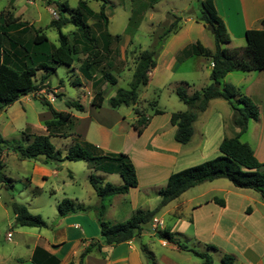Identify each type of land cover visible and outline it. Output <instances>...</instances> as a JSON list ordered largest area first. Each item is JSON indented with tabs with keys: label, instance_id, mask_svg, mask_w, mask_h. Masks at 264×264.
Returning a JSON list of instances; mask_svg holds the SVG:
<instances>
[{
	"label": "crops",
	"instance_id": "crops-1",
	"mask_svg": "<svg viewBox=\"0 0 264 264\" xmlns=\"http://www.w3.org/2000/svg\"><path fill=\"white\" fill-rule=\"evenodd\" d=\"M213 3L230 37L228 48L244 46L245 31L262 27L264 0H213ZM171 11L175 12V10ZM204 29V24L196 21L194 15L180 16L177 29L166 35L160 42L155 59L156 64L149 72L147 84L159 71L167 73L168 79H172L170 85L173 86V91L177 85L182 83L189 88V82L194 87L192 92L205 87L210 82L209 73L212 62L202 56H184L181 53L183 48L196 41L213 49L214 41L213 43L208 42L202 32ZM191 30H194L197 35L189 39ZM119 60L120 62L127 61L124 51H121ZM185 61H189V67L178 70L179 64ZM174 71L178 72L177 76L173 75ZM183 73H189V75L186 76ZM222 80L223 82H221ZM164 81L155 82V87H165L168 80ZM225 83L237 87L258 108L257 119H249L247 128L240 134V137L248 134L246 140L242 142L249 144L255 158L262 164L261 169H264V74L259 70L230 71L220 80V85ZM90 100L88 99L89 107L82 104V111L75 110L78 114L74 115L70 112L71 116L77 120V125L75 133L71 132V136H68L71 140L66 148L73 143L74 139H80L92 143L105 153H126L134 164L138 180L136 187L129 189L124 194H117L108 201L103 219L110 222H122L138 208L151 210L156 207L160 201L158 190L166 184L171 173L181 169L177 168V165L183 169L186 167L181 166L184 165L183 162L190 163L193 161L192 156L202 158L198 163L216 156L219 153L218 146L221 140L224 137L233 136L237 132V128L231 120L233 110L227 101L221 98L211 99L206 109L198 113L192 124L193 133L185 144L177 143L173 139L174 126L170 123L169 118L170 113L174 111L168 113L163 110L161 114H148V120L145 125L140 127L141 132L138 134L133 126L130 132L125 131L121 125L124 116L118 112V107L112 108L115 110L106 109L103 107V102L100 107H94ZM51 101L49 100V103ZM199 114H204L205 117L201 120L197 130L196 121ZM44 131L46 133L45 126ZM196 132L199 141L194 145H189L187 149L183 147L181 150V146L189 144ZM53 137L58 136H51L50 139ZM205 153L206 155H204ZM4 155L5 150L0 156L2 161ZM15 156L18 155L15 153ZM208 156L209 158H207ZM20 160L29 161L31 164L30 178H26V182L29 185L40 186L32 189L33 195L39 193L40 189H44L51 179L57 180L58 176L60 177L59 173L64 168L69 169L68 160L47 161L42 156L36 159ZM85 164L88 175L95 173L103 177V183L110 182L116 185L122 183L118 174L95 170L89 167L86 161ZM67 176L75 182V173L72 169L69 170ZM114 176L116 182L111 180ZM11 181L12 187H14V180L11 179ZM211 181H208L210 183L198 192L191 191L197 185L187 189L163 206L164 210L159 217L158 213L153 217L161 219L164 214L170 210L173 211L174 220L171 226H168V223L164 221L163 228L179 233L180 241L183 240V233L190 230L194 238L193 242L183 243L197 251H208L211 256L215 253L220 258L223 254L231 255L233 257L232 264H264V199L259 193V195H254L243 191L250 189L233 186L230 181L225 184L211 183ZM64 184L66 183L61 181L60 185ZM29 185L25 188H30ZM60 185L55 186L50 183L49 192L54 193L56 190L62 189ZM0 188L4 192L12 191V188L8 189L2 183H0ZM38 188H40L39 192ZM218 193H222L221 197L217 196ZM9 196H12L11 193ZM68 197L70 198L67 199L71 200L74 208L70 213L64 216L58 214L57 204L63 198L56 202L50 201L48 202V212L41 214L44 215L42 217L45 219L46 227L17 225L15 238L12 239L10 233H7L5 238H0V264H34L32 258L36 248L54 256L58 264L77 262L84 247L92 243H99L100 248L93 247L84 256L83 264H148L140 249V244L146 245L152 252L156 264H202V259L191 251L179 249L174 243L158 238L151 230V223H149V229H146L147 232L143 230L139 235L127 241L116 244L103 243L96 213L91 208L99 202L94 190L92 189L91 193L85 195L81 190L75 192L74 189L72 196ZM214 197L221 198L224 204L221 206L215 203ZM8 201L9 199L3 200L0 193V213L2 211L5 214L7 208L10 209ZM250 203H253L254 207L251 208ZM120 205L123 206V209H119ZM119 213L121 216L118 220L115 215ZM25 227L29 229H24ZM186 239L191 238L189 236ZM213 243L218 247L217 250H207L206 245ZM38 259L40 263H44L46 257L38 253Z\"/></svg>",
	"mask_w": 264,
	"mask_h": 264
},
{
	"label": "trees",
	"instance_id": "trees-1",
	"mask_svg": "<svg viewBox=\"0 0 264 264\" xmlns=\"http://www.w3.org/2000/svg\"><path fill=\"white\" fill-rule=\"evenodd\" d=\"M56 4L58 18L50 21V25L58 32V44H53L46 34L30 24L13 16L9 11L0 13V109L17 101L20 97L40 91L43 82L49 77L55 66L65 65L72 67L78 63V69L85 79H92L95 72H99V78L114 85L116 77L112 75L105 63L109 53L110 39H119V35H110L106 30L100 31L96 37L88 21L90 19L98 22L99 27H104L108 22L105 14L106 0L100 5L99 11L94 12L85 0H79L75 8H70L65 1ZM50 1V2H51ZM132 13L129 23L133 18H141L142 10L156 0H131ZM200 11L194 15L196 21L204 25L210 24L213 31L210 32L214 46L209 49L199 41L192 43L181 51L184 56H202L212 62L209 73L210 82L201 90H195L188 94L185 84L175 87L174 93L178 99L186 105L182 111L170 113L169 121L174 126L173 139L175 142L185 144L189 141L192 133V124L199 112L206 109L208 102L214 98H221L228 102L233 110L232 124L237 128L235 135L224 137L219 146V153L209 159L192 166L185 167L171 173L164 187L158 190L160 201L155 209H136L129 218L122 222H110L103 219V213L109 201L117 194H124L138 184L137 175L133 162L128 154L123 152L105 153L97 146L84 140L74 139L64 152L56 149L50 142L51 136H71L67 132L72 116L68 111L55 110L49 101L39 98L40 102L47 106L51 117L44 120L45 134H32L26 137L25 144L15 143L6 146L0 136V156L5 149H12L20 159H36L40 156L47 161L60 162L86 161L89 167L106 173H116L120 176L122 183L119 185L110 182L103 183L94 173L88 175V182L99 198L97 205L91 207L96 213L99 223L100 236L105 244H116L127 241L139 235L149 223L158 209L165 206L171 200L177 198L187 189L205 181L216 178H225L237 188L256 191L264 199V169L262 164L255 158L253 150L246 142L239 140L247 128L249 119H257L258 108L252 100L242 94L233 84L220 85V80L230 71L259 70L264 74V17L261 20V28L247 29L245 31V45L242 47L228 48L223 46L230 41L222 18L218 15L213 0H199ZM135 16V17H134ZM180 17L175 15L172 22L156 36V42L160 43L170 32L177 29ZM136 22V21H135ZM134 22V23H135ZM72 24L75 29L71 37L62 33L61 28ZM157 46V44H156ZM159 46V45H158ZM143 49L136 55L135 66L129 88H118L114 95L108 99L111 108L121 105L133 106L137 103L139 87L147 84L149 72L156 64V55L159 47ZM40 73L39 82H34L33 77ZM77 83V82H75ZM101 90H96L92 95L90 103L94 107H100L103 102ZM68 108L82 111L83 106L75 100H65ZM155 102V101H154ZM153 114H161L163 110L155 108ZM138 116L133 128L138 134L141 126L145 125L147 118L135 110ZM0 158V170L2 168ZM0 183L8 189L12 187L10 178H5L0 171ZM213 201L223 205L221 198L214 197ZM8 206L14 214V223L19 226L46 227L45 220L39 214L31 213L26 204L9 200ZM70 199L63 198L57 204L59 216H64L73 211ZM248 211V209H247ZM149 229V228H147ZM154 234L168 242L174 243L179 249L191 251L195 256L202 259V264H212L211 255L208 251L200 252L188 247L178 239L180 235L169 229H156ZM100 248L99 243H92L84 247L77 262L70 261L67 264H83L84 256L93 248ZM207 250H217L213 245H206ZM148 264H156L154 256L144 244H140ZM38 253L46 257L44 263H40ZM34 264H58L57 259L40 248H36L32 258ZM233 257L223 254L220 264H232Z\"/></svg>",
	"mask_w": 264,
	"mask_h": 264
},
{
	"label": "rangeland",
	"instance_id": "rangeland-1",
	"mask_svg": "<svg viewBox=\"0 0 264 264\" xmlns=\"http://www.w3.org/2000/svg\"><path fill=\"white\" fill-rule=\"evenodd\" d=\"M50 1L51 0H0V13L9 11L13 14V16L27 22L33 28L44 32L48 39L53 44L57 45V29L49 25L51 20L58 18V11L56 4ZM57 1H65L70 8H75L79 0ZM85 1L94 12H98L100 5L103 3V0ZM146 5L148 7H145L146 9L142 10V17L139 19L134 16L135 18H133V20L136 22L134 21L135 23H129V17L132 13V1L106 0V6L104 9L108 18L106 29H104V27H99L98 22L95 20L90 19L88 21L96 37L100 31L104 32L105 30L110 35H112V37H114V35H119L118 40H114V38L110 39L109 53L105 59L107 70H109V72L117 79L116 84L112 85L109 82L101 80L99 78V72H95V75L92 79H85L78 69V63H75L73 67H68L65 65L55 66L53 71H49V77L45 80V82H43V88L38 93L22 96L12 104L0 109V135L3 139L4 145L11 146L15 143L25 144L28 142L26 140V137H29L28 135L45 134L44 120L49 119L51 116L47 106L42 104L39 98L46 99L47 101L52 100L50 104L57 111H69L75 115V113L78 114L77 111H75L74 108L66 107L64 101L75 100L89 107L88 99L90 100V97L92 98L94 91L98 90L99 88V90L102 91L104 97L103 107L106 109H112L108 104V99L110 96L115 94L118 88H129V83L132 79L133 67L135 66L136 55L138 52L143 49H151L153 47L156 48L158 45L160 46V43L156 42V36L159 35V33H161V31L165 29L170 22L173 21L175 15H178L179 17L190 14L195 15L200 11L201 8L199 0H156L152 4ZM152 7L153 9H151ZM171 10H175V12L173 13ZM151 23H153V25H151ZM204 28L205 29L202 31L203 34L206 36L208 42L213 43V38L207 29V24L204 25ZM74 29L75 27L72 24H67L61 28V31L62 33L67 34L70 38V34ZM196 35V32L191 30L189 39L196 37ZM223 46L227 47L228 43L223 44ZM121 51H124V54L126 55V62L122 60V62H120L119 60L121 57ZM189 64V61L181 62L178 66V70H183L184 68L187 69ZM114 65L116 66L115 68ZM40 73V71L37 72L33 77L34 82H39ZM177 73L178 72L174 71L173 75L177 76ZM234 73L238 74L240 72ZM184 75L187 76L189 73ZM168 78L169 77L167 73L157 71L153 75V80L149 84L139 87L138 103L136 106L133 105L135 108L125 105H121L117 108L118 112L124 116V121L121 125L125 131L130 132L132 130V125L135 123L137 118L136 114L134 113L135 110H137L138 113H141L144 119L147 118L148 114H152L153 109L155 108H159L168 113L177 110L182 111L187 108L186 105L182 103L174 93L173 86L170 85L172 84L170 83L172 82V79L169 80ZM164 80H168L165 84V87H155V82L159 81L158 83H161ZM91 82L93 83V86H91ZM221 82H223V80ZM188 84L191 88L185 87V89L187 93L190 94L192 90H194V87H192L191 82ZM155 100L157 101L156 103L154 102ZM203 115L204 114H199V118L196 121L197 130L199 129V126L202 122L201 120L205 117ZM76 125L77 120H75V117H72L71 122H69L68 127H65V129L67 132L75 133ZM247 135L241 136L239 140H246ZM70 140L71 139L68 137L58 136L51 138L50 142L56 149L64 152ZM197 141H199V136L196 132L189 144L181 146V150H183V147H186L187 149L189 145H194ZM204 155H206V153ZM17 157L15 156V152H13L12 149H5L4 159L2 161L3 166L0 171L5 178L8 177L14 180V187H11L12 191L10 192H4V190L0 188L1 197L3 200H15L17 202L26 204L28 210L33 214H45V212H48V202H56L64 197L70 198L68 196H72L74 189L75 192H79V190H81L85 195H88L92 191L87 179L88 170H86L85 161L81 160L68 161L69 169L67 170L64 168V170L59 173L60 177L58 176L57 180H50V183L55 186H59L61 181H64L66 184L60 185L62 189L56 190L54 193H50V189L48 188L50 183H48L45 185L46 187L44 189L38 188V192L39 189L40 192L36 195H33L32 189L40 186L29 185L26 182V178H30L31 164L29 161H22ZM191 158L193 161H190V163H186V161H184V165L181 166L187 167L197 164L202 159L193 156ZM207 158H209V156ZM181 159L183 160L184 158L182 157ZM179 166L180 165H177L176 167L182 169V167ZM70 169H72L75 173V182H73L67 176ZM98 177L101 179V181L103 180V177ZM111 180L116 182L115 176ZM212 182L221 184L230 183L225 178H216L213 179L211 183ZM208 183L210 182L205 181L197 184V186L191 189V191L193 193L198 192ZM27 185H29L28 187L30 188L26 189L25 187ZM243 191L253 193L254 195H259L258 192L253 190ZM10 193L12 196H9ZM221 194L222 193H218L217 196L221 197ZM92 195L94 196V194ZM107 203L108 201H106V204ZM122 207L123 206L120 205L119 209H123ZM250 207H254V204L250 203ZM155 208L156 207H153L151 210ZM162 208L163 207L158 209L156 212L158 213V217L164 210V208ZM42 216L44 215H41V217ZM119 216H121L120 213L115 215L118 220ZM161 219H158L161 224L156 229H164V221L168 223V226H171L172 221L174 220L173 211L170 210L168 213L164 214ZM150 223H152V219ZM17 228L18 226L14 223L12 211L9 208H7V212L5 214L1 211L0 238H5L7 233L12 235V239L15 238ZM144 228L147 229L148 226L146 225ZM24 229L29 228L25 227ZM185 232L186 233H183V240H181V242H193L194 238L191 235L192 232H190V230ZM189 236L191 239H186ZM214 244L215 243L211 245L215 246ZM211 259L212 264H220L221 258L218 256V254L214 253V255L211 256Z\"/></svg>",
	"mask_w": 264,
	"mask_h": 264
},
{
	"label": "built area",
	"instance_id": "built-area-1",
	"mask_svg": "<svg viewBox=\"0 0 264 264\" xmlns=\"http://www.w3.org/2000/svg\"><path fill=\"white\" fill-rule=\"evenodd\" d=\"M160 221L156 218L153 217L152 218V223H151V227H152V231L156 230V228L160 225ZM9 235V234H8Z\"/></svg>",
	"mask_w": 264,
	"mask_h": 264
},
{
	"label": "water",
	"instance_id": "water-1",
	"mask_svg": "<svg viewBox=\"0 0 264 264\" xmlns=\"http://www.w3.org/2000/svg\"><path fill=\"white\" fill-rule=\"evenodd\" d=\"M207 29H208L210 32L213 31L212 26H211L210 24L207 25Z\"/></svg>",
	"mask_w": 264,
	"mask_h": 264
}]
</instances>
